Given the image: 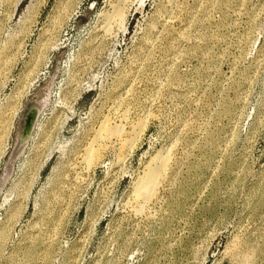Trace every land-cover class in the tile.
I'll return each mask as SVG.
<instances>
[{"label":"rangeland","instance_id":"1","mask_svg":"<svg viewBox=\"0 0 264 264\" xmlns=\"http://www.w3.org/2000/svg\"><path fill=\"white\" fill-rule=\"evenodd\" d=\"M0 264H264V0H0Z\"/></svg>","mask_w":264,"mask_h":264},{"label":"bare ground","instance_id":"2","mask_svg":"<svg viewBox=\"0 0 264 264\" xmlns=\"http://www.w3.org/2000/svg\"><path fill=\"white\" fill-rule=\"evenodd\" d=\"M115 12H117V11H115ZM119 12V11H118ZM115 14V15H114ZM112 16H111V19L113 18H115V17H118V18H120V14L119 13H114ZM113 16H115V17H113ZM48 97V96H47ZM46 101H47V99H44V100H42V101H40L39 102V105L37 106V107H39L40 109H42L41 107L43 106V105H45V103H46ZM37 104V103H36ZM40 109H39V111H40ZM35 110V109H34ZM38 110V109H37ZM36 114V113H35ZM33 116H34V111L30 114V115H28V118L26 119V123H25V128L23 129L24 130V133H26V131H27V129L30 127V125L32 124V120H33ZM108 119V118H107ZM107 119H105V121H103L102 122V125H100V127H99V129L101 128V131H99V135H101V134H106V135H110L111 137L113 136H117V137H119L120 138V140H121V149L123 150V149H126V148H128L129 146H131V141L132 140H134L135 138H138V136H139V134H140V129L142 128V123H138L137 124V126L132 130V132H130V133H128V134H126V135H123L124 133H123V131H122V129H121V127L119 128L118 126L119 125H115L114 127L113 126H110L109 124H110V122L107 120ZM119 122H121V120L119 121ZM141 127V128H140ZM97 131V132H98ZM96 132V131H95ZM126 133V132H125ZM105 135V136H106ZM94 136V135H93ZM109 137V136H108ZM22 138H23V136H22ZM95 138H100V140L102 139L100 136L98 137V134H97V137L95 136ZM104 138V137H103ZM116 138V137H115ZM92 139H94V138H92ZM91 139V140H92ZM98 139H95V141L96 140H98ZM107 139V138H106ZM118 139V138H117ZM103 140H105V138L103 139ZM93 142V141H92ZM92 142H90V146H91V143ZM101 142V141H100ZM98 143H99V141H98ZM114 143V142H113ZM131 143V144H130ZM95 144L97 145V142H95ZM99 145V144H98ZM88 146H89V144H88ZM87 146V147H88ZM100 146V145H99ZM103 147H104V145H102ZM98 148H102L101 146L100 147H98ZM98 148L96 149V148H94L93 147V145L91 146V147H88V148H86V150L85 151H83V152H85V154H83V162H86V163H88V164H93V162L96 160V161H98V160H100L99 158H98V156L100 155L99 154V150H98ZM105 148V147H104ZM20 150H22V149H20ZM102 150H104V149H102ZM167 151V150H166ZM20 153V152H19ZM101 153V152H100ZM167 153V152H166ZM169 153V152H168ZM102 154V153H101ZM101 156V155H100ZM168 154H166V156L165 155H158L157 154V156L155 155V157H153V159H151V162L150 163H152L151 165H150V163H149V166H148V168H147V166H146V168H147V170L146 169H144V170H146L145 172H143L144 174H143V176H141V178H140V180L138 181V183L139 184H137L136 186L137 187H135V189H134V191H133V193H134V200H135V203H136V205L137 206H142L143 204H146V202H148L149 200H151L152 198H154V196L156 195L155 193H156V189L158 188V183H159V179H160V177L162 176V174L164 175V169H165V167H166V164H167V162H168ZM80 157H81V154H80ZM97 158H98V160H97ZM120 160V159H119ZM122 160V159H121ZM120 160V161H121ZM97 163V162H96ZM95 164V163H94ZM88 166V165H87ZM138 178V179H139ZM133 200V201H134ZM142 204V205H141ZM144 206V205H143ZM138 207V208H139ZM142 208V207H141ZM137 209V208H136ZM135 209V210H136ZM144 209V208H143ZM145 210V209H144ZM140 211V210H139ZM138 211V212H139ZM142 211V210H141ZM137 212V211H136ZM135 212V213H136ZM143 212V211H142Z\"/></svg>","mask_w":264,"mask_h":264},{"label":"water","instance_id":"3","mask_svg":"<svg viewBox=\"0 0 264 264\" xmlns=\"http://www.w3.org/2000/svg\"><path fill=\"white\" fill-rule=\"evenodd\" d=\"M34 108H35V105L32 107V109H34ZM32 109H31V110H32Z\"/></svg>","mask_w":264,"mask_h":264}]
</instances>
